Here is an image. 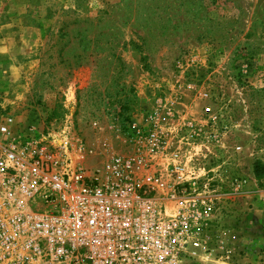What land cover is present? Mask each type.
Instances as JSON below:
<instances>
[{"label":"rangeland","instance_id":"rangeland-1","mask_svg":"<svg viewBox=\"0 0 264 264\" xmlns=\"http://www.w3.org/2000/svg\"><path fill=\"white\" fill-rule=\"evenodd\" d=\"M7 117L51 162L162 205L173 155L201 159L209 250L179 264H264V0H0Z\"/></svg>","mask_w":264,"mask_h":264},{"label":"built area","instance_id":"built-area-1","mask_svg":"<svg viewBox=\"0 0 264 264\" xmlns=\"http://www.w3.org/2000/svg\"><path fill=\"white\" fill-rule=\"evenodd\" d=\"M12 125L0 124V264H179L209 250L199 227L215 206L214 181L197 175L201 159L173 155L165 199L174 204L162 205L128 183L51 162L35 134Z\"/></svg>","mask_w":264,"mask_h":264},{"label":"trees","instance_id":"trees-1","mask_svg":"<svg viewBox=\"0 0 264 264\" xmlns=\"http://www.w3.org/2000/svg\"><path fill=\"white\" fill-rule=\"evenodd\" d=\"M254 174L259 186L264 188V163L260 160H256L254 163Z\"/></svg>","mask_w":264,"mask_h":264},{"label":"crops","instance_id":"crops-1","mask_svg":"<svg viewBox=\"0 0 264 264\" xmlns=\"http://www.w3.org/2000/svg\"><path fill=\"white\" fill-rule=\"evenodd\" d=\"M244 221V220H243ZM244 223V222H243ZM242 224V223H241ZM205 264H207V263H205Z\"/></svg>","mask_w":264,"mask_h":264}]
</instances>
